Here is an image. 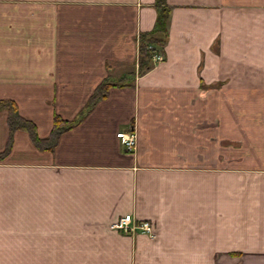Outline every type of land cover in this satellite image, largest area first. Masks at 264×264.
<instances>
[{
    "label": "crops",
    "instance_id": "crops-1",
    "mask_svg": "<svg viewBox=\"0 0 264 264\" xmlns=\"http://www.w3.org/2000/svg\"><path fill=\"white\" fill-rule=\"evenodd\" d=\"M0 100V264H264V0H0Z\"/></svg>",
    "mask_w": 264,
    "mask_h": 264
},
{
    "label": "trees",
    "instance_id": "trees-1",
    "mask_svg": "<svg viewBox=\"0 0 264 264\" xmlns=\"http://www.w3.org/2000/svg\"><path fill=\"white\" fill-rule=\"evenodd\" d=\"M169 14L170 10L167 7L161 8L158 14L155 30L151 33H143L140 36V68L143 71L152 65L153 51L149 48V46L152 45L155 49L160 50V48H162L166 43V26ZM108 87L107 83H104L97 88L95 93L91 96V99L82 115H85V113H87L99 99L106 96ZM3 109L8 111V120L11 130L27 128L37 143L40 144L42 142V140L37 137L34 125L20 117L18 107L15 102L11 100H0V110ZM61 124L62 120L57 117L55 119L53 138L61 131Z\"/></svg>",
    "mask_w": 264,
    "mask_h": 264
},
{
    "label": "built area",
    "instance_id": "built-area-1",
    "mask_svg": "<svg viewBox=\"0 0 264 264\" xmlns=\"http://www.w3.org/2000/svg\"><path fill=\"white\" fill-rule=\"evenodd\" d=\"M118 137L122 139V143L128 151H133L135 149L137 140L135 132H119ZM112 227L127 234H133L136 230H140V232L153 235L151 222L136 220L131 214L122 217L118 222L114 223Z\"/></svg>",
    "mask_w": 264,
    "mask_h": 264
},
{
    "label": "rangeland",
    "instance_id": "rangeland-1",
    "mask_svg": "<svg viewBox=\"0 0 264 264\" xmlns=\"http://www.w3.org/2000/svg\"><path fill=\"white\" fill-rule=\"evenodd\" d=\"M157 61L159 62V59H157Z\"/></svg>",
    "mask_w": 264,
    "mask_h": 264
}]
</instances>
